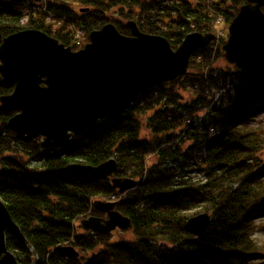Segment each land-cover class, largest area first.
Returning a JSON list of instances; mask_svg holds the SVG:
<instances>
[{
	"label": "trees",
	"instance_id": "obj_1",
	"mask_svg": "<svg viewBox=\"0 0 264 264\" xmlns=\"http://www.w3.org/2000/svg\"><path fill=\"white\" fill-rule=\"evenodd\" d=\"M244 3L48 0L49 11L57 13L49 24V11L33 5L25 14L23 4L0 0V45L9 35L37 29L72 46L67 30L73 22L88 32L111 23L129 35L125 23L154 10L167 29L146 17L145 23L135 20L140 30L177 49L192 32L205 33L222 18L230 23ZM57 22L62 26L54 31ZM222 57L221 45L199 51L188 73L150 89L122 116L99 121L65 146L43 149L40 139L17 136L8 127L17 112L0 111V199L23 235L7 231L6 244L21 264H261L255 255L264 250L255 235L264 212V124L252 125L249 117L264 106V64L248 72L228 63L215 66ZM13 90L0 75V96ZM147 111L153 113L145 137L141 113ZM180 129L185 139L177 142ZM152 153L155 159L145 168ZM111 158L118 163L116 177L138 181L117 206L132 221L131 232L119 233L129 240L76 225L101 216L93 201L117 192L108 178L66 167L98 166ZM202 212L212 221L203 238H194L186 223Z\"/></svg>",
	"mask_w": 264,
	"mask_h": 264
},
{
	"label": "water",
	"instance_id": "obj_2",
	"mask_svg": "<svg viewBox=\"0 0 264 264\" xmlns=\"http://www.w3.org/2000/svg\"><path fill=\"white\" fill-rule=\"evenodd\" d=\"M126 26L130 35L111 23L90 32V43L78 51L37 29L7 36L0 45V75L14 90L0 96V111L18 112L9 119V129L27 140L41 138L43 149L65 146L99 121L122 116L148 90L188 73L192 57L219 40L214 33L193 32L174 50L165 37L143 33L136 22ZM228 34L222 45L228 64L244 72L264 64V0H245ZM66 169L108 178L120 194L137 185L134 178L115 176L113 158ZM260 203L264 205V195ZM118 204L95 200L93 206L104 216L81 219V229L94 234L132 231L131 219L117 210ZM211 221V214L202 212L189 218L186 227L194 238H203ZM7 231L23 237L0 199V264H21L7 248ZM65 249L80 256L72 246Z\"/></svg>",
	"mask_w": 264,
	"mask_h": 264
},
{
	"label": "rangeland",
	"instance_id": "obj_3",
	"mask_svg": "<svg viewBox=\"0 0 264 264\" xmlns=\"http://www.w3.org/2000/svg\"><path fill=\"white\" fill-rule=\"evenodd\" d=\"M209 1L211 2V0H209ZM47 3H48V0H43V2H42V10L45 11V12L49 11V4H47ZM77 5L74 6V9L77 10V11H79V7H78L79 5L78 6ZM23 9H24L25 14H27V13L30 12V9L26 8L25 5H24ZM86 10H89V9H86ZM116 11L115 10L111 11L110 12L111 15H116ZM55 15H57L56 12L54 13L53 11L52 12L49 11V13H48L49 24H52V23L55 22V19H54L55 18ZM146 17H148V18H150L152 20L158 21V23L160 24V26L163 29H165V30L167 29V27H164V24L159 21L158 14L154 10H150V11H148L145 14L134 15V20H129V21H135V20H137V21H140L141 23H145ZM230 23L224 21L223 18H222L221 21H219L216 26H213V28H212L213 31L212 32L215 33V34H217L219 36V41L215 42L214 43L215 45H213L212 47H210L214 51H216V49L220 45L222 46L223 43H224V41L227 40L228 28H229ZM22 24L26 25L27 24V21H24L23 20L22 21ZM61 26H62V24L60 22H57L56 24H54L53 30L56 31ZM68 27L69 28H68L67 31L70 33L69 34V36H70V44L72 46L80 47L81 49H83L87 44L90 43V37H89L90 36V32H88L86 30H82L74 22L71 23V24L69 23ZM75 47H74V50H78ZM226 63L227 62L225 61L224 57H222L221 59H219L218 62L215 63V66H222V67H224L226 65ZM182 92L184 94V97L187 98L188 97V93L186 91H182ZM146 93H144V94H146ZM152 113H153L152 111H147V112L141 113L142 126L144 127V128H142V136L148 137V135H149V132H148L147 128H145V125H146V122L149 120V117L152 116ZM200 114L202 115L203 112H201ZM249 118L251 120L250 123L252 125H256L257 126L258 124H264V106L263 107H260L256 112L251 113ZM186 122H188V119L186 120ZM178 132L180 133V137L177 140V142H179L181 139H185V138L182 137L183 136L182 135L183 129H180ZM185 142L188 143L187 140H185ZM154 159H155V154L154 153H152L151 155H149L147 157V159H146L147 163L145 164V168H147L149 166V163L152 162ZM0 162H1V156H0ZM256 222L258 224V229H257L256 235H255L256 242H257L259 248H261L262 250H264V212H261L260 213L259 217L256 219ZM77 225H78V223H77ZM119 233L120 232H117V233H115L113 235L114 240H116V241L117 240L122 241L124 239H126V240H129L130 239V235L129 234L123 236V235H121ZM255 258L259 262H261V264H264V251H263V253L256 254L255 255Z\"/></svg>",
	"mask_w": 264,
	"mask_h": 264
},
{
	"label": "built area",
	"instance_id": "obj_4",
	"mask_svg": "<svg viewBox=\"0 0 264 264\" xmlns=\"http://www.w3.org/2000/svg\"><path fill=\"white\" fill-rule=\"evenodd\" d=\"M115 198V197H114Z\"/></svg>",
	"mask_w": 264,
	"mask_h": 264
}]
</instances>
